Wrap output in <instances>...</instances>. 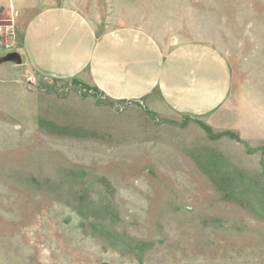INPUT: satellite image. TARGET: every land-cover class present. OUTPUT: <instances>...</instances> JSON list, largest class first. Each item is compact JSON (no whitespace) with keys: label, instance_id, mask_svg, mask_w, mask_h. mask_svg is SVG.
I'll return each mask as SVG.
<instances>
[{"label":"rangeland","instance_id":"1","mask_svg":"<svg viewBox=\"0 0 264 264\" xmlns=\"http://www.w3.org/2000/svg\"><path fill=\"white\" fill-rule=\"evenodd\" d=\"M251 16L229 15L230 96L199 119L39 78L0 35V264H264Z\"/></svg>","mask_w":264,"mask_h":264},{"label":"crops","instance_id":"2","mask_svg":"<svg viewBox=\"0 0 264 264\" xmlns=\"http://www.w3.org/2000/svg\"><path fill=\"white\" fill-rule=\"evenodd\" d=\"M65 4L0 0V21L15 28L16 50L39 78L76 79L114 103L155 100L173 116L204 118L230 96L229 15L238 24L252 15L254 84L264 82V0Z\"/></svg>","mask_w":264,"mask_h":264},{"label":"built area","instance_id":"3","mask_svg":"<svg viewBox=\"0 0 264 264\" xmlns=\"http://www.w3.org/2000/svg\"><path fill=\"white\" fill-rule=\"evenodd\" d=\"M0 35H5L6 37L12 36L13 35L12 27L4 28L0 26Z\"/></svg>","mask_w":264,"mask_h":264}]
</instances>
